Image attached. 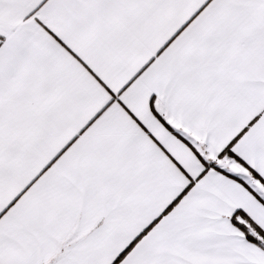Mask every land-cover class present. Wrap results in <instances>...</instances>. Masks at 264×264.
I'll list each match as a JSON object with an SVG mask.
<instances>
[{
  "label": "snow or ice",
  "instance_id": "6c2138e0",
  "mask_svg": "<svg viewBox=\"0 0 264 264\" xmlns=\"http://www.w3.org/2000/svg\"><path fill=\"white\" fill-rule=\"evenodd\" d=\"M0 264H264V0H0Z\"/></svg>",
  "mask_w": 264,
  "mask_h": 264
}]
</instances>
